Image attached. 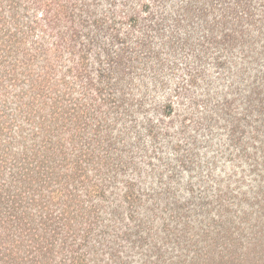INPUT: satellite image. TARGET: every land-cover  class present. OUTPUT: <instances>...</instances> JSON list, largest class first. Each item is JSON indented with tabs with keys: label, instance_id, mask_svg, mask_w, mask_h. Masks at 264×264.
Instances as JSON below:
<instances>
[{
	"label": "trees",
	"instance_id": "1",
	"mask_svg": "<svg viewBox=\"0 0 264 264\" xmlns=\"http://www.w3.org/2000/svg\"><path fill=\"white\" fill-rule=\"evenodd\" d=\"M107 1L100 12L86 3L69 11L58 0H0V264H90L93 240L96 258L110 253L114 261L107 234L117 244L151 245L147 261L162 264L160 241L145 230L181 174L164 149L189 172L220 131L242 146L235 81H217L236 74L234 46L241 59L255 54L252 35L264 28L255 0ZM260 87L243 97L240 122L251 127L255 112L264 115ZM140 157L157 180L149 189ZM156 160L166 175H155ZM186 204L162 209L165 244L181 246L191 226ZM228 237L225 229L229 254L210 248L187 264H247ZM263 242L252 256H264Z\"/></svg>",
	"mask_w": 264,
	"mask_h": 264
},
{
	"label": "rangeland",
	"instance_id": "2",
	"mask_svg": "<svg viewBox=\"0 0 264 264\" xmlns=\"http://www.w3.org/2000/svg\"><path fill=\"white\" fill-rule=\"evenodd\" d=\"M58 1L65 3L69 11H71L73 3L78 5L86 3L87 6L100 12L108 6L107 0ZM253 6L255 7V18H264V0H255ZM28 12L31 13V10ZM253 29L255 27L252 28L251 32ZM262 31L263 33L259 31L252 35L255 54L251 57L245 60L241 59L240 47L234 46L235 61H238L234 68L236 74L232 77L227 70V72L222 73L221 80L217 81L226 82V84L235 81V94L232 97L236 98L237 101L232 104L233 123H242L241 127L247 130L245 134L240 135L242 146L230 145L231 142L226 133L223 134L220 131L210 142L211 146L199 149L195 166L189 172H185L182 166L177 165L178 155L174 154L171 147L164 149L165 161L169 157L172 163L176 165V170H180L181 174L178 173L179 179L173 180L171 183V195L162 194L160 197L159 208L155 210L153 215H150L145 230L146 237L150 236V241H154L153 238L160 241L157 246L162 247V264H187L194 256L205 255L210 248H216L220 256L229 254L230 248H226V243H224L226 240L222 238L225 229H227L230 237H228L229 243L232 244L233 241H236L237 257L243 258L247 264H264V256L262 258L256 254L252 256V253H255V247L264 238V115L258 116L255 112L251 117L252 127L246 122H240V118L244 117L243 97L249 89L254 85H262L260 87L262 88L261 98L264 99V65L260 64L261 57H264V28ZM208 68L212 69V67ZM210 71L212 78L216 77V70ZM173 79L171 80L172 85L176 82V78ZM217 82L214 84L218 89ZM221 87L223 88V83ZM159 99V103H162L164 98L160 96ZM193 128L192 133L196 130L195 127ZM240 147H242V151ZM183 154L186 155V152L184 151ZM141 159L140 157L137 161L144 168L143 174L146 178L141 186L149 189L157 180L154 178V174L150 172L152 167L149 168L147 163L145 164ZM160 163L156 160L154 164L156 168L153 172L155 175L159 173L166 175L165 172L168 171H165L164 164ZM191 186L194 187L193 191L190 189ZM121 189L122 187L119 190L120 193ZM202 196L207 200L199 199ZM174 200H177L179 205L191 202V204L185 205V209H192L189 212L190 216H188L191 226H187V232L184 234L181 246H175L173 242L167 244L163 242L164 222L161 217L168 218V214H163L161 211L168 201ZM208 202L209 204H207ZM106 205H103L104 208ZM125 209L126 207H124ZM207 209L211 212H204ZM184 221L186 220H183V224ZM168 222H172L173 226L178 223L170 220ZM120 231L123 232L125 229ZM219 231L223 232L219 234ZM133 237L137 236L133 235ZM110 238L111 234H107L104 244L106 247L108 243L112 242L115 247V251H113L114 261L107 262L110 253L104 255V260H102L101 255L96 258L97 249H95L93 240L87 247V249H91L90 264H156L147 261L149 259L147 254L157 250L151 245L141 243V247L138 249L121 237L116 240L118 244L111 241ZM256 239H259L257 244H255ZM154 244H156L155 241ZM225 259L227 260V257ZM153 260L155 261V259Z\"/></svg>",
	"mask_w": 264,
	"mask_h": 264
}]
</instances>
